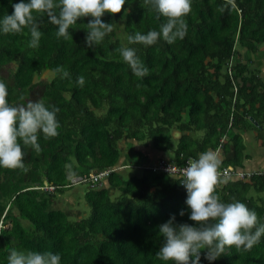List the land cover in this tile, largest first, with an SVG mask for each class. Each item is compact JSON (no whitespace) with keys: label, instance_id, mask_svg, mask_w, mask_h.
Listing matches in <instances>:
<instances>
[{"label":"trees","instance_id":"obj_1","mask_svg":"<svg viewBox=\"0 0 264 264\" xmlns=\"http://www.w3.org/2000/svg\"><path fill=\"white\" fill-rule=\"evenodd\" d=\"M12 11L10 0H0V15ZM35 16L43 32L39 48L28 46V26L0 33V79L12 103L43 99L58 106L60 124L56 136L40 133L42 150L25 146L23 165L0 168V264L13 247L59 251L62 264H172L155 255L163 242L158 225L173 213L178 222L195 223L187 211L179 214L187 208V190L178 178L153 172L145 155L134 153L121 164L119 144L142 143L157 160L177 165L211 148L219 167L246 171L244 135L254 133L264 148V81L251 56L264 57V0H192L186 36L150 46L127 39L165 19L144 0L105 13L102 19L115 27L94 47L85 40L90 17L78 18L64 38L46 15ZM121 46L136 47L150 72L136 76ZM57 65L70 77L56 73ZM45 72L51 79L41 77ZM80 75L83 85L76 82ZM122 165L129 176L120 173ZM103 171L109 172L98 185L77 183L86 185L83 212L55 206L57 194L77 185L71 177ZM45 183L54 191L41 189ZM216 191L226 201L243 200L264 221L261 169L244 180H218ZM201 259L264 264V238L251 249L233 246L215 261Z\"/></svg>","mask_w":264,"mask_h":264},{"label":"clouds","instance_id":"obj_2","mask_svg":"<svg viewBox=\"0 0 264 264\" xmlns=\"http://www.w3.org/2000/svg\"><path fill=\"white\" fill-rule=\"evenodd\" d=\"M12 12L0 15V33L22 32L25 26L30 29V48H39L43 32L35 14L46 15L48 21L57 27L56 35L72 36L70 29L78 18L90 17L86 23V43L94 47L104 41L115 24L102 17L105 13H119L125 4L132 0H10ZM165 19L159 27L147 31L135 30L128 34V41L150 46L161 40L173 43L187 34L186 14L190 12L192 0H144ZM227 7V5H222ZM126 12L127 9H124ZM120 56L131 67L132 72L143 77L150 68L138 55L134 46L118 48ZM54 71L62 77H70L63 65ZM85 77L80 75L76 82L83 85ZM9 86L0 79V168H16L23 165L25 146L31 145L42 150L39 136L58 135L59 124L56 105H49L43 99H30L26 103H12L8 99ZM220 158L216 150L207 149L190 158L183 168L180 183L186 188L187 208L180 210V216L188 212L195 223L178 222L176 214L158 225L163 242L155 253L162 261L172 264H204L202 255L209 262L215 261L233 246L247 250L264 238V221L259 219L254 208L243 200L221 199L216 191ZM206 250V251H202ZM7 264H62L59 251L37 250L32 248L10 249Z\"/></svg>","mask_w":264,"mask_h":264},{"label":"rangeland","instance_id":"obj_3","mask_svg":"<svg viewBox=\"0 0 264 264\" xmlns=\"http://www.w3.org/2000/svg\"><path fill=\"white\" fill-rule=\"evenodd\" d=\"M251 56H252V58L256 59V60H254L255 66H257V65L260 66L259 67L260 72H261L262 76L264 77V57H262L259 54L258 55L253 54ZM41 77L45 78V79H51L52 73L51 72H45ZM251 137H253L252 132L247 134V139L245 141V144H246L247 148L249 149V151L251 149L255 150L254 144H253V146L251 145V143L254 142L253 139H255V138L251 139ZM119 147L122 150H124L123 151L124 153L122 154V157L120 159L121 164L128 161V159L130 158V155H134V153H139L141 155H145L146 159L143 161H145L146 165H150V164L154 165V162L157 161L156 158H158V155L155 154V151H152V149H150L149 147H145L142 143H134L133 142V143H131V145L125 146V144L121 142L119 144ZM261 149L262 150H259V154H261V156H262V155H264V148H261ZM259 154H257V157ZM121 167H122V169H120L119 171H122L120 173L123 174L125 177L129 176L132 173L130 168H124V165H122ZM252 167H254L255 170H259V168H260L258 163H254ZM245 170L249 171L250 168L245 167ZM42 186H44V184ZM85 190H86L85 184H77L76 186H74L73 190L67 191L63 195L57 194L55 206L60 207L62 209H71L70 211L74 215L75 214L77 215L78 210L83 212V208L81 206H82V204H85V203L83 202V197L81 195L84 193ZM78 196H79V203L77 204ZM85 206H86V204H85ZM86 208H87V206H86Z\"/></svg>","mask_w":264,"mask_h":264},{"label":"built area","instance_id":"obj_4","mask_svg":"<svg viewBox=\"0 0 264 264\" xmlns=\"http://www.w3.org/2000/svg\"><path fill=\"white\" fill-rule=\"evenodd\" d=\"M232 65V61H229L228 63V68H227V73L230 75V67ZM236 89L234 88V92ZM190 158L184 160L180 165H177L175 163L169 162L167 159L161 158L154 162V165H150V169L153 172H162L170 177L178 178L179 180L182 179L183 176V168L187 166V163ZM109 171H103L99 172L97 174H91L89 178L87 179H79V178H73L71 177L69 179L71 185H76L77 183L81 182H86L89 183V185L95 186L100 183V181L107 176ZM255 171L249 170V171H244L241 169H236L232 166H226V167H219L218 169V180H230V179H240L244 180L248 177H250L252 174H254ZM262 173L264 174V169H262ZM41 189H45L48 192H53L54 188L51 186H48L46 183L44 186L40 187Z\"/></svg>","mask_w":264,"mask_h":264},{"label":"crops","instance_id":"obj_5","mask_svg":"<svg viewBox=\"0 0 264 264\" xmlns=\"http://www.w3.org/2000/svg\"><path fill=\"white\" fill-rule=\"evenodd\" d=\"M260 76H261L262 80L264 81V77L262 76L261 72H260ZM252 135H253V137H251V139L255 138L254 133H252ZM244 137L247 139V134H245ZM246 139H245V141H246ZM253 141L254 142H252L251 145L253 146V144H254L255 150L251 149L249 151V149L247 148V154L249 155V158L245 161V167L250 168V170L256 171L254 169V167H252V166L254 163H258L260 166L259 169L262 170V168L264 169V162H263L264 161V155L261 156V154H259V150H262L261 148H263V147L260 146L259 141H257L256 139H253ZM257 154H259L258 157H257Z\"/></svg>","mask_w":264,"mask_h":264},{"label":"water","instance_id":"obj_6","mask_svg":"<svg viewBox=\"0 0 264 264\" xmlns=\"http://www.w3.org/2000/svg\"><path fill=\"white\" fill-rule=\"evenodd\" d=\"M253 124H256L253 119H249Z\"/></svg>","mask_w":264,"mask_h":264}]
</instances>
